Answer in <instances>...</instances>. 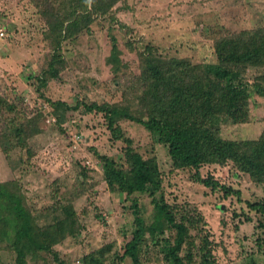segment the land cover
Masks as SVG:
<instances>
[{
    "label": "rangeland",
    "instance_id": "rangeland-1",
    "mask_svg": "<svg viewBox=\"0 0 264 264\" xmlns=\"http://www.w3.org/2000/svg\"><path fill=\"white\" fill-rule=\"evenodd\" d=\"M39 1L0 0V31H6L5 37H0V93L29 118L43 113L39 123L26 133L28 150L17 147L7 156L0 148V182L19 181L42 226L53 222L57 214L54 207H73L80 235L56 245L58 260L50 256L49 263L85 264L84 257L105 249L104 264H133L129 258L119 262L115 256L124 254L134 234L131 206L136 202L110 191L102 162L106 156L126 169L124 141L129 139L135 152L157 160L166 200L177 210L176 222L189 229L180 253L184 264H200L199 250L205 238L216 264H264V216L248 207V203H264V183H255L232 163L203 166V178L213 177L242 192L240 201L225 198L223 193L196 183L193 171L174 169L163 136L135 122L122 121L119 126L125 138L116 140L104 113H87L79 105L113 104L125 93L132 97L128 86L136 80L129 77L140 73L141 54L148 48L166 60L215 63L218 40L264 28V0H120L104 19L95 21L90 32L84 30L65 42V69L45 87L39 86L36 77L48 65L52 43L47 40L48 27ZM110 34L118 40L126 64L118 75L107 61L112 47ZM130 43L133 51L128 48ZM248 70L244 78L250 82L262 73L258 68ZM224 93H206L196 85L205 131L234 141L258 139L264 132V98L252 99L246 123L233 124L219 121V115L231 106ZM233 104L234 112H240V103ZM136 106L138 112L144 110L140 100ZM134 198L150 224L154 210L151 199L145 195ZM163 239L174 246L177 230H166L156 245L151 241L143 245L144 264H170L165 260ZM0 264H15V255L2 251Z\"/></svg>",
    "mask_w": 264,
    "mask_h": 264
},
{
    "label": "trees",
    "instance_id": "trees-1",
    "mask_svg": "<svg viewBox=\"0 0 264 264\" xmlns=\"http://www.w3.org/2000/svg\"><path fill=\"white\" fill-rule=\"evenodd\" d=\"M119 1H39L41 15L48 27L47 40L52 43L48 65L36 77L39 86L45 87L50 80L58 79L60 70L65 69V42L77 38L84 30L90 32L95 21L104 19ZM111 43L107 61L118 75L126 64L122 60L121 46L113 35ZM128 48L134 50L131 43ZM215 55V63L194 64L187 59L166 60L148 48V51L141 54L140 73L129 77L136 80V83L128 86L132 97L125 93L121 101L113 104L82 102L79 105L87 113H104L108 128L116 140L125 138L119 126L122 121L135 122L151 133L163 136L174 169L191 170L196 183L213 192L223 193L225 198L233 197L240 201V190L221 184L213 177L203 178L200 170L205 165L225 166L232 163L255 183H264V132L258 139L241 141L213 137L201 123L196 85H200L206 93L225 91L224 96L231 106L227 113L219 115V121L246 123L252 99L257 96L264 98V28L221 38L215 44ZM250 67L262 70L252 82L244 78ZM136 99L144 105L141 113L137 110ZM237 102L241 105L240 112H234L232 108L235 106L233 103ZM42 117L43 113L39 112L29 118L25 111L0 93V148L3 153L9 156L17 147L28 150L26 133ZM124 142L127 145L124 151L128 164L126 169L119 168L109 157L102 158L107 169L106 182L110 191L125 194L127 199L136 202L131 206L135 215L134 234L126 244L124 254H117L116 260L122 262L129 258L133 264H144L143 245L148 241L156 245L158 237L164 236L166 230L175 228L177 239L174 246L165 239L161 240L166 243L163 248L166 252L165 260L170 264H184L180 253L189 237V229L184 223L176 222L177 210L166 200L159 164L155 158L145 159L139 152H135L132 140ZM136 195H145L151 199L154 210L150 224L142 215L137 199L134 198ZM248 207L264 216V203H248ZM54 212L57 214H54L53 222L42 226L29 207L19 181L12 179L0 182V260L2 251L14 254L15 264H50V256L58 260L55 246L68 237L79 236L80 227L76 225L71 205L54 207ZM188 222L191 225L197 224L194 220ZM199 252L200 264H216L208 238L203 239ZM105 253V249L93 252L84 257V263L104 264Z\"/></svg>",
    "mask_w": 264,
    "mask_h": 264
},
{
    "label": "built area",
    "instance_id": "built-area-1",
    "mask_svg": "<svg viewBox=\"0 0 264 264\" xmlns=\"http://www.w3.org/2000/svg\"><path fill=\"white\" fill-rule=\"evenodd\" d=\"M5 35H6V31L1 30L0 31V37L3 38V37H5Z\"/></svg>",
    "mask_w": 264,
    "mask_h": 264
}]
</instances>
